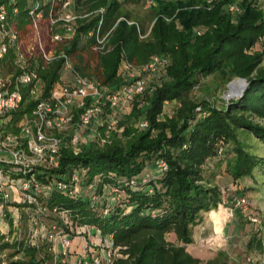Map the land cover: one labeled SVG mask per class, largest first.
<instances>
[{"label":"trees","instance_id":"1","mask_svg":"<svg viewBox=\"0 0 264 264\" xmlns=\"http://www.w3.org/2000/svg\"><path fill=\"white\" fill-rule=\"evenodd\" d=\"M62 1L39 0L44 18L51 11L57 15ZM142 1L74 0V9L81 12L73 21L74 32L52 46L56 54L63 52L71 59L80 75L113 91L128 82L121 71L123 61L140 67L153 54H165L169 61L160 79L150 80V86L135 96L130 112L119 121V130L111 133L108 142H81L76 153L71 144H65L57 166L37 171L43 183L70 179L71 186L72 174L78 173V185L92 190L88 185L95 183L92 194L99 195L100 202L81 195L79 188L69 194L53 187L37 198V204L19 205L20 224L28 227L35 216L50 214L58 217L53 223L67 228L52 212L65 211L71 225L93 226L102 238L109 235L120 253L113 264H224L216 258L203 261L185 246L192 242V226L202 213L222 203L210 164L224 160L225 170L234 180L253 171L264 174V154L253 151L249 141L254 138L264 145V124L258 121L264 120V65H258L264 48L255 49L264 37V9L242 0L243 10L232 18L223 8L225 0L212 4L155 0L151 25L146 29L123 9V3ZM32 2L35 0H0L8 8H17L12 23L23 44L32 33L28 14ZM97 34L105 36L101 49L94 48ZM50 45L46 36V47ZM13 57L10 49L0 61ZM36 58H42L38 52ZM57 58L48 64L40 62L42 98L60 78L63 57ZM213 73L227 81L244 78L247 85L242 95L222 106L191 99L189 93L198 76ZM173 101L178 105L163 116L165 104ZM35 103L24 87L23 101L11 114V131H18L15 123L30 115ZM141 120L147 121L145 127L135 124ZM160 161L165 168L157 166ZM146 168L151 169L147 179L141 177ZM109 186H116L120 194L112 204L104 205V188ZM42 207L48 212L38 215ZM25 233L11 242L0 234V250L12 248L6 264H62L48 251L46 242L29 243ZM169 233L180 243L168 241ZM15 253L19 257L11 258Z\"/></svg>","mask_w":264,"mask_h":264},{"label":"built area","instance_id":"2","mask_svg":"<svg viewBox=\"0 0 264 264\" xmlns=\"http://www.w3.org/2000/svg\"><path fill=\"white\" fill-rule=\"evenodd\" d=\"M215 1L204 0L206 4ZM35 2L36 4L28 10L32 33L26 44L19 39L12 23L17 8H8L5 3H0V60L10 49L14 52L13 58L6 62L0 61V223L4 222L7 229L3 230L0 225V234L9 242L15 237H21L18 231L20 215L17 214L20 204H37V198L53 187L70 194L77 188L81 179L80 174L73 173L72 186L70 179H59L52 187L36 176L37 171L57 166L58 154L65 144H71L76 153L81 142H108L111 133L119 130L120 115L132 104L135 96L144 91L148 75L157 72L169 61L165 54L151 55L148 62L140 67H133L123 61L121 71L128 82L116 90L109 91L98 80L80 75L71 59L63 52L56 54L52 46V43L68 38L74 32L73 21L76 15L68 11L74 0H63L61 13L57 12L55 15L51 11L47 18L43 16L39 0ZM227 10L231 13L240 12L239 6L233 0L227 4ZM100 12H103V9H100ZM46 36H49L51 42L49 48L46 47ZM104 39L105 36L100 37L97 34L94 48L101 49ZM36 52L42 58H36ZM60 56L63 57L60 78L50 88L48 96L42 98L44 82L40 75V68L43 67L40 62L48 64ZM24 87H27L29 95L36 103L30 115H24L15 123L18 131L13 132L9 129L11 114L23 101ZM137 125L145 127L147 121L141 120ZM157 166L163 169L165 163L160 161ZM94 187V182L88 185L89 189ZM108 188L113 194V199L118 198L120 190L116 186ZM224 191L222 189L221 192ZM90 199L97 203L101 197L94 193ZM233 204L245 208L249 202L244 196H239L234 198ZM39 210L38 215L48 212L44 207ZM52 212L58 214L64 224L70 223L65 211ZM40 222L39 216L32 218L25 234L29 243L36 238V228ZM47 228L46 238L53 243L54 248L57 238L61 237V254L69 252V232L60 229L56 223ZM94 230L100 234L99 230ZM98 244L104 251V260L96 256L92 258V262L113 264L118 247H113L110 239L105 242L104 238H101ZM18 257L19 253H15L11 258ZM8 258L7 252L0 250V264H6ZM83 261L81 264H84Z\"/></svg>","mask_w":264,"mask_h":264},{"label":"rangeland","instance_id":"3","mask_svg":"<svg viewBox=\"0 0 264 264\" xmlns=\"http://www.w3.org/2000/svg\"><path fill=\"white\" fill-rule=\"evenodd\" d=\"M236 4L243 10L242 0H233ZM252 4L258 8L264 9V0H250ZM225 5L223 6L224 10L231 14L232 18L237 16V13H231L227 10V4L230 0L224 1ZM36 2H32L30 6H34ZM156 4L155 0H144L137 3H123V9L128 12L132 19H137L144 28L148 29L151 25L152 19V10L151 7ZM61 8L58 9V13H61ZM68 11L73 15L81 13L74 9L73 4L70 5ZM59 27V26H58ZM205 30V27H200V31ZM264 48V37L258 41L255 46L256 50H261ZM260 66L264 65V55L261 59ZM166 66L162 67L160 70L148 75L147 86H150V80L155 81L160 79V76L165 72ZM238 78L234 77L231 80H226V77H221L217 73L209 75H199L198 82L193 86L192 90L189 93V97L195 101H203L210 103L214 106H222L225 104L229 97V83L238 81ZM247 81L244 79V84ZM247 85V84H246ZM238 85L236 91L245 89V87ZM244 91V90H243ZM178 105L176 101L168 102L165 104V113L171 114L173 109ZM131 105L124 110V113L120 115L119 121L122 120L125 114L130 112ZM200 106L196 108V112L199 113ZM197 113V114H198ZM260 123L264 124V120H258ZM137 124V123H135ZM120 127V125H119ZM122 129V126L120 130ZM87 138H84L86 140ZM250 143L252 144L253 151L258 154H264V145L260 144L258 140L251 138ZM219 162V161H218ZM214 164V163H213ZM210 164L211 171L216 172L215 174V183L220 185V189H224L222 192V203L218 205L217 208L210 210L209 212H203L198 223L192 226V242L187 244L186 250L200 258L203 261L208 259L216 258L220 263L224 264H264V174H261L257 171H253L251 175L244 176L241 179L234 180L225 170V161L221 160V163ZM151 176V169L146 168L141 177L149 178ZM57 180L53 179L51 186L53 187L56 184ZM20 183V182H19ZM80 194L85 197H90L93 192L88 190L85 185H78ZM104 205H110L116 200L113 199V194L110 193L109 188H104ZM244 196L249 205L247 207L235 206L233 200L236 197ZM19 213L21 210L19 208ZM41 222L36 228V238L33 241L41 244L46 242L47 247L49 246L48 251L53 254L54 258H60L62 264H81V261L84 260V264H87L89 261H92L93 257L98 256L101 260H104V251L102 246L98 243L93 245L91 240H88L85 247L86 240L83 236L84 232L81 228H76L78 226L67 224V228L59 224V228L69 232L70 239H74V242L70 241V252L61 254V237L57 238L55 242V248L53 243L48 241L46 238L47 227L53 223V220H57L58 217H54L50 214L41 215ZM60 218V217H59ZM3 230H7L4 227V222L0 223ZM28 227L22 226L20 224L19 230L23 236V233L26 232ZM79 230V231H78ZM28 231V230H27ZM95 230H92V233H95ZM27 234V233H25ZM26 237V236H25ZM82 237V242L80 246H76L78 238ZM93 240L95 236L92 237ZM91 238V239H92ZM167 240L179 244V240L175 237L173 233H169L166 236ZM27 239V238H26ZM105 242L109 240V235H104ZM91 243V244H90ZM73 244V246H72ZM78 247L79 250L76 252L74 247ZM85 248V249H84ZM89 248V249H88ZM93 248H96L93 249ZM88 251L85 252V250ZM12 251V248H3L2 252L8 255V252ZM84 252V253H83ZM78 253L80 255H78ZM119 255L118 249L115 251V256ZM77 256V258L75 257Z\"/></svg>","mask_w":264,"mask_h":264},{"label":"crops","instance_id":"4","mask_svg":"<svg viewBox=\"0 0 264 264\" xmlns=\"http://www.w3.org/2000/svg\"><path fill=\"white\" fill-rule=\"evenodd\" d=\"M216 184L220 187V185L217 183V181H216ZM222 199H223V196H222ZM209 212V211H208ZM6 227V226H5ZM77 229L78 228H81L82 230H83V232H84V235H81V236H83L84 238H85V240H86V245H85V247H89L90 245H87V242H88V240H91V243L95 246V243H99L100 241H101V238H102V236H100V234H98V233H92V230H94V228L93 227H89V226H87V227H83V226H81V227H76ZM93 236H95V239L93 240ZM75 238L76 237H74V239H71V242H74L75 241ZM92 238V239H91ZM82 242V237H79L78 238V242H77V244H76V246L78 245V247L80 246V243ZM90 243V244H91ZM72 246H73V244H72ZM74 247V249L76 250V252L79 250V248L78 247ZM85 249V248H84ZM89 249V248H88ZM88 249H86L85 250V252L86 251H88ZM93 249H95L96 250V248H93ZM103 250V249H102ZM69 252H70V247H69ZM89 252V251H88ZM84 253V252H83ZM81 254V253H80ZM79 253H78V255H80ZM76 258H77V256H75Z\"/></svg>","mask_w":264,"mask_h":264},{"label":"water","instance_id":"5","mask_svg":"<svg viewBox=\"0 0 264 264\" xmlns=\"http://www.w3.org/2000/svg\"><path fill=\"white\" fill-rule=\"evenodd\" d=\"M238 80L243 81V85H244L243 87L246 86L247 83L244 84V78H238ZM231 86H232V83H229V92H228L229 97L236 98V97H239L242 95L244 89H242L240 91H236L235 89H232Z\"/></svg>","mask_w":264,"mask_h":264},{"label":"bare ground","instance_id":"6","mask_svg":"<svg viewBox=\"0 0 264 264\" xmlns=\"http://www.w3.org/2000/svg\"><path fill=\"white\" fill-rule=\"evenodd\" d=\"M238 85L241 87L242 85H243V81H241V80H238V81H234L233 83H232V89H235L236 88V90L238 89Z\"/></svg>","mask_w":264,"mask_h":264}]
</instances>
